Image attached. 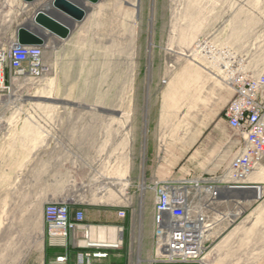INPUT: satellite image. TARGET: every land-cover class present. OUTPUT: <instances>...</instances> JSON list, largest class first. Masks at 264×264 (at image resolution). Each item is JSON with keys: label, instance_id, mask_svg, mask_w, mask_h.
<instances>
[{"label": "rangeland", "instance_id": "rangeland-1", "mask_svg": "<svg viewBox=\"0 0 264 264\" xmlns=\"http://www.w3.org/2000/svg\"><path fill=\"white\" fill-rule=\"evenodd\" d=\"M50 1L26 4L22 0H0V49L6 56L16 29L21 25L32 27L34 11L50 6ZM72 1L85 9V16L80 22L71 23L57 15L70 25L71 32L61 41L64 43L49 49L48 58L43 60L45 64L48 59L49 67L44 73L16 75L6 58L8 88L0 92V124L28 119L38 134L47 124L55 129L59 126L63 134H72L74 123L69 116L80 112L74 105L118 109L112 111L116 115L92 111L97 117L81 123L86 127L83 133L112 140L108 147L115 151L89 165L80 164L86 174L82 171L80 180L73 184L85 186L86 192L82 193L87 198L98 195L102 186L119 193L116 182H121L120 159L116 156L122 129L126 127L120 109L124 103L138 101L136 88H143L150 81L147 74L160 71L152 63L163 56L159 44L182 46L189 52L193 42L208 36L251 58L252 73L264 66V0H99L96 4ZM187 56L185 61L196 59L210 68L198 55ZM56 101L65 103L55 105ZM248 180L258 187L224 190L221 201L211 209L215 223L205 243L206 264H264V158ZM140 193L136 190L129 195L138 198ZM10 194L0 192V232L10 236L11 246L15 247L10 264H37V256L28 255V248L36 245L41 230L40 208L22 205L23 193L13 201L6 199ZM10 202L14 204L8 205ZM132 204L130 209L136 218L132 257L138 264L143 235L149 238L153 224L149 213L146 222L143 220L141 202ZM4 241L1 239L2 246ZM0 258L4 264L3 253Z\"/></svg>", "mask_w": 264, "mask_h": 264}, {"label": "crops", "instance_id": "crops-1", "mask_svg": "<svg viewBox=\"0 0 264 264\" xmlns=\"http://www.w3.org/2000/svg\"><path fill=\"white\" fill-rule=\"evenodd\" d=\"M41 35L45 61L49 49L56 48L65 39L45 32ZM159 49L163 56L152 63L160 71L147 74L150 81L143 88H136L138 101L124 103L120 109L126 127L122 129L120 152L116 156L120 159L121 182H116L119 193L102 186L98 195L87 198L82 193L86 192L85 186L73 184L76 179L80 180L82 171L86 174L80 164L89 165L100 156L110 157L115 153L112 146L108 147L112 140L83 133L86 127L81 123L97 117L92 111L118 109L74 105L80 112L69 116L74 123L72 134H63L59 126L55 129L49 124L42 125L38 134L28 119L6 120L0 124V192H10L6 199L11 201L23 193L22 205L40 208L41 230L36 245L28 248V255L37 256V264H75L78 252L97 250L108 254L95 262L135 264L132 254L136 218L131 204L141 202L143 220L146 222L149 213L153 224L151 186L154 182L176 183L215 175L239 151L242 139L228 128L222 116L232 96L231 89L202 62L190 58L185 61L184 56L189 57L186 48L159 44ZM166 55H169L167 59ZM45 64L48 68V59ZM136 190L141 191L138 198L129 195ZM48 202H66L71 212L81 209L84 221L66 237L47 235L42 210ZM120 211L124 213L122 216ZM1 239L5 240L3 246ZM153 239L154 225L149 238L143 235L138 264H153ZM88 243L100 244V247H88ZM109 244L117 247H103ZM12 249L15 251L10 236L0 232L4 264H10ZM57 257L64 259L57 260Z\"/></svg>", "mask_w": 264, "mask_h": 264}, {"label": "built area", "instance_id": "built-area-1", "mask_svg": "<svg viewBox=\"0 0 264 264\" xmlns=\"http://www.w3.org/2000/svg\"><path fill=\"white\" fill-rule=\"evenodd\" d=\"M191 53L210 64L218 79L231 89L232 96L222 116L228 128L242 141L239 151L215 175L152 184L153 264H206L203 261L205 243L215 223L211 209L221 201L224 190L258 187L248 178L264 158V66L258 73H252L251 58L208 36L193 42L188 55ZM42 56L41 45H20L15 40L10 43L7 56L0 49V92L8 88L5 85L6 58L9 69L16 75H38L46 71ZM42 218L47 235L66 237L84 221V213L81 209L71 212L66 202H48L43 207ZM99 245L87 244L88 247ZM103 247L116 248L117 244ZM107 254L100 250L81 251L76 254L75 264H104L94 260L105 258ZM63 259L57 257V260Z\"/></svg>", "mask_w": 264, "mask_h": 264}, {"label": "water", "instance_id": "water-1", "mask_svg": "<svg viewBox=\"0 0 264 264\" xmlns=\"http://www.w3.org/2000/svg\"><path fill=\"white\" fill-rule=\"evenodd\" d=\"M31 4L36 0H22ZM90 4H96L99 0H82ZM50 6L52 7L49 10ZM46 9L38 8L34 11L31 21L32 27L21 25L16 29L15 41L20 45H41L42 33H48L59 39H66L70 35V25L60 21L57 15H61L73 22H80L85 16V9L72 0H51ZM64 104L65 102H55ZM113 114V112H109Z\"/></svg>", "mask_w": 264, "mask_h": 264}]
</instances>
